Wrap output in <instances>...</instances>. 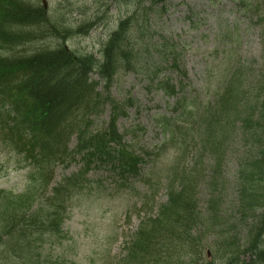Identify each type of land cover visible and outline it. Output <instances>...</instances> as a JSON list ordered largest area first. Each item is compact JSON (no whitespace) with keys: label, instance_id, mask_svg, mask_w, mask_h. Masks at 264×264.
I'll return each instance as SVG.
<instances>
[{"label":"trees","instance_id":"trees-1","mask_svg":"<svg viewBox=\"0 0 264 264\" xmlns=\"http://www.w3.org/2000/svg\"><path fill=\"white\" fill-rule=\"evenodd\" d=\"M169 1L140 2L122 18L104 43L101 64L63 47L0 56V132L31 165L23 191L0 190V264H45V245L65 234L74 200L101 182L90 177L100 168L108 172L110 192L128 199L121 203L126 221L139 219L113 264H264V76L252 86L234 73L204 106L184 92V82L160 77L164 65L183 73L176 54L161 53L154 41ZM48 24L42 3L0 0V49L30 42L33 30ZM94 28L86 21L77 33ZM145 43L160 61L149 88L174 99L167 103L174 112L155 118L163 139L152 150L135 148V137L118 127L133 99L109 95L117 77L137 70ZM100 83L105 91H97ZM106 107L109 121L97 126ZM76 157L82 168L56 181L57 168ZM138 183L143 195L133 199ZM163 190L166 200L158 202ZM116 240L103 250L110 252ZM107 254L96 264H106Z\"/></svg>","mask_w":264,"mask_h":264},{"label":"rangeland","instance_id":"rangeland-1","mask_svg":"<svg viewBox=\"0 0 264 264\" xmlns=\"http://www.w3.org/2000/svg\"><path fill=\"white\" fill-rule=\"evenodd\" d=\"M35 1L42 3L47 10L50 24L34 29L32 40L28 43L1 48L0 56L23 57L63 47L76 55H93L101 64L104 43L120 20L135 12L140 2L149 5L153 0ZM86 21H92L95 28L88 35L78 34L77 29ZM143 25L146 26L145 23ZM23 32L31 33V28ZM153 35L161 53L171 49L176 54L178 66L188 74L184 81V92L197 96L199 106L217 98L218 93L222 94L229 81L233 80L231 77L234 73H243L241 78L244 76L243 82L248 81L247 85L250 83L253 86L254 80L263 79L264 0H171L164 21ZM150 46L151 43H145L139 48L137 70L117 77L109 95L118 101L133 99L128 116L118 120V127L122 133H131L127 139L135 137V148L145 146L152 150L163 139L161 128L155 123L156 116L171 114L174 110L168 107L167 97L149 88L151 76L155 77L160 71L157 69L160 65L158 53H153ZM170 67L164 65L160 77L169 75L173 80L181 81L178 68ZM93 78L94 81H101L97 75ZM102 89L103 84L100 83L97 91ZM170 101L174 103L173 99ZM110 114L106 107L95 124L104 125L109 121ZM79 115V124L85 129L82 122L85 117L81 113ZM5 137L0 133V190L20 193L31 165ZM75 147L76 137L73 136L70 148ZM172 155L173 151L170 150L166 154ZM82 166L81 158H77L69 167L60 165L55 172L56 180H60L64 174L80 170ZM106 172L100 169L91 173L93 179L101 182L95 183L94 188L74 200L75 206L64 226L65 234L44 247L45 264H96L107 253L110 256L106 264H113L112 259L123 253L124 243L136 231L139 219L133 216L130 222L126 221L121 203L128 199H123L119 190L110 192L112 186ZM138 185L135 186L133 199L143 195L142 186ZM229 190L231 200L233 193L231 188ZM165 200L163 190L157 201ZM114 240L116 243L110 252L108 246L103 250L106 243ZM87 258L93 259L91 263Z\"/></svg>","mask_w":264,"mask_h":264}]
</instances>
